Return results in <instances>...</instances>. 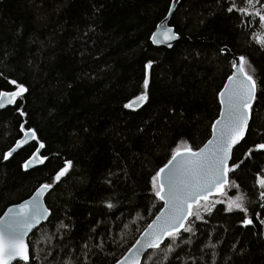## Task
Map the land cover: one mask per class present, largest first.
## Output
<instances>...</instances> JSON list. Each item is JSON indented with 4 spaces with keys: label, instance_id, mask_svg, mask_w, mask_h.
I'll return each instance as SVG.
<instances>
[{
    "label": "trees",
    "instance_id": "obj_1",
    "mask_svg": "<svg viewBox=\"0 0 264 264\" xmlns=\"http://www.w3.org/2000/svg\"><path fill=\"white\" fill-rule=\"evenodd\" d=\"M172 1L0 0V74L28 90L0 111V216L40 185H52L45 197L50 219L29 237L30 264L120 260L163 206L151 176L180 143L195 150L211 137L218 93L239 56L258 88L248 131L230 162L243 160L229 173L236 186L199 202L203 219L191 221L194 235L182 232L186 243L169 259L264 264V199L255 183L264 175V151L243 155L264 143V48L252 38L254 32L264 38V29L229 13L233 0H180L169 25L181 39L172 48L156 47L150 37ZM234 2L252 11L244 0ZM0 88L11 86L0 77ZM141 93L147 100L140 107H123ZM21 124L36 132L48 157L32 170L24 164L36 141L7 160L2 155L23 136ZM64 161H71L69 171L53 182ZM241 195L253 221L248 226L241 224L244 213L224 210ZM168 243L147 255L158 261Z\"/></svg>",
    "mask_w": 264,
    "mask_h": 264
},
{
    "label": "snow or ice",
    "instance_id": "obj_2",
    "mask_svg": "<svg viewBox=\"0 0 264 264\" xmlns=\"http://www.w3.org/2000/svg\"><path fill=\"white\" fill-rule=\"evenodd\" d=\"M244 2L252 8V11L245 7H237L234 0L226 10L229 13L237 12L241 17V23L247 22L249 27L256 23L261 29H264V2L261 0H244ZM168 11H172L171 7ZM245 17L248 18L247 21L244 20ZM156 27L160 31L152 33L150 39L153 44L159 42L157 36L160 35L166 36L168 41L176 38L172 28L161 25ZM252 38L258 46L264 48V38L257 36L255 32ZM226 51V48L220 49L222 54ZM151 64L152 61H148L144 65L143 87L145 89L148 87L147 69ZM247 65L248 62L243 56L236 57L231 62L233 72L227 77V82L218 93L220 110L219 116L212 122L211 138L202 147L195 150L187 146L183 149H173L167 163L151 176V190L157 200L163 201L164 206L142 233L143 238L137 240L136 244L128 250L129 253H132L131 257L126 254L125 257L117 260L116 264H141V254L145 252V249L160 250L165 238H168L170 243L163 250V257L157 261L153 260L151 255H147L144 264H148L149 261L152 264H164L166 260L168 264H171L170 254H175V250L180 247V244L186 243L182 238V232L194 235L191 221L203 219L200 215L201 205L199 202L201 200L207 202L209 195L213 192L223 195L226 185L236 186L235 182L229 181V173L235 172L243 164V160L230 163L231 153L234 146H237L245 138L258 88L257 80L246 71ZM0 77L8 86H11L10 90L0 88V109H4L9 105L16 104L17 100L22 99L28 90L15 79H10L2 74ZM146 100L147 95L141 93L129 103H125L123 107L135 109ZM16 111L21 117L25 115L19 107L16 108ZM20 132L23 133V136L2 154L3 159H9L13 153L30 141H36L37 147L25 162L24 167L43 164L48 159L40 152L45 147L44 143L37 139L33 129H26L24 124L20 125ZM258 150L264 151V143L255 144L243 155L250 157ZM70 165L71 161H64L63 167L56 172L53 182L59 181L69 171ZM261 173H264V169L261 170ZM255 183L260 189L259 197L264 199V175L258 173ZM51 187V184L40 185L33 201L17 205L0 217V264H30L29 244L26 243L25 237L34 226L39 225L48 216L49 210L40 205L39 198ZM106 206L113 207L111 203ZM261 207L264 208V204ZM207 210L210 212L211 208L209 207ZM224 210L244 213L241 221L243 226L253 223L248 218V209L242 195L230 199ZM261 223L264 224V220ZM61 227L66 226L61 225ZM211 247L215 248V245ZM213 256H215L214 252ZM177 259H179L178 254Z\"/></svg>",
    "mask_w": 264,
    "mask_h": 264
},
{
    "label": "water",
    "instance_id": "obj_3",
    "mask_svg": "<svg viewBox=\"0 0 264 264\" xmlns=\"http://www.w3.org/2000/svg\"><path fill=\"white\" fill-rule=\"evenodd\" d=\"M179 2H180V0H173L172 1V3H171V9H172V11L171 12H168V14H167V16L158 24V25H161V26H163V27H170V28H172V30H173V32L176 34V38H174V39H172L171 41H168L167 40V37L166 36H163V35H160V36H157V40L159 41L158 43H156V44H154L156 47H167V48H172L180 39H181V36L180 35H178L176 32H175V30H174V28L172 27V26H170L169 25V22H170V20H171V16H172V14H173V12L176 10V8H177V6H178V4H179ZM160 31V29H158L157 27H156V29L154 30V32H159ZM227 51H228V49H227ZM234 58H236V57H234ZM233 72V71H232ZM226 82H227V80H226ZM225 82V83H226ZM224 87V86H223ZM142 104H140L139 105V107L141 106ZM10 106H13V105H9V106H7L6 108H8V107H10ZM6 108H4V109H6ZM136 108H138V107H136ZM4 109H0V111H2V110H4ZM250 116H251V114H250ZM250 121H251V118H250ZM250 121H249V125H250ZM249 128V127H248ZM247 131H248V129H247ZM247 133V132H246ZM211 136H212V134H211ZM246 136V135H245ZM211 138V137H210ZM209 138V139H210ZM208 139V140H209ZM207 140V141H208ZM206 141V142H207ZM32 141H30L28 144H30ZM205 142V143H206ZM242 142V141H241ZM240 142V143H241ZM204 143V144H205ZM240 143L237 145V146H234V148H233V151H232V153H231V159H232V155H233V152H234V150H235V148H237L239 145H240ZM28 144H26V145H24L23 147H25V146H27ZM22 147V148H23ZM21 148V149H22ZM21 149H18L16 152H18L19 150H21ZM42 150V149H41ZM41 150H40V152H41ZM15 152V153H16ZM15 153H13V155L15 154ZM12 155V156H13ZM11 156V157H12ZM11 157H9V158H11ZM29 159V158H28ZM27 159V160H28ZM26 160V161H27ZM230 162H231V160H230ZM44 164V163H43ZM43 164H33V165H31L30 167H27V168H25L26 170H32V169H35V168H37V167H40V166H42ZM40 187V186H39ZM39 187H37L36 189H35V191L33 192V194L30 196V197H28L27 199H25V200H23V201H21V202H19V203H16V204H12V205H10L9 207H7L6 208V210L4 211V213L0 216V217H2V216H4V214H5V212H7L9 209H13V208H15V206H17V205H20V204H22V203H24V202H26V201H28V202H31V201H33L34 200V198H35V193H36V190L39 188ZM51 189V188H50ZM50 189H48L47 191H45L42 195H41V197L39 198V203H40V205L43 207V208H47L48 210H49V208L47 207V205H46V201H45V197H46V195H47V193L50 191ZM217 195H219V193H217V192H213L212 194H210L209 195V197L208 198H210V197H212V196H217ZM163 202V201H162ZM163 206H164V204H163ZM162 206V207H163ZM159 213V212H158ZM157 213V214H158ZM156 214V215H157ZM156 215H155V217H156ZM155 217L152 219V221L150 222V223H152L153 222V220L155 219ZM50 219V210H49V214H48V216L44 219V220H42L41 221V223L39 224V225H36V226H34L29 232H28V235L25 237V241H26V243H28L29 244V237L36 231V230H38L39 229V227L41 226V225H43L44 223H46L48 220ZM149 223V224H150ZM148 224V225H149ZM147 225V226H148ZM147 226H146V228H147ZM145 228V229H146ZM144 229V230H145ZM144 230L142 231V233H144ZM142 233L140 234V236L138 237V239L137 240H141L143 237H142ZM166 239L167 238H165V240L162 242V244L166 241ZM136 240V241H137ZM136 244V242L134 243V245ZM161 244V245H162ZM133 247V246H132ZM131 247V248H132ZM130 248V249H131ZM152 249H145V252L144 253H142L141 254V264H142V261H143V259H144V257L146 256V254H148L150 251H151ZM133 251H135L134 249H133ZM29 252H30V247H29ZM129 257H131V255H132V253H129V251H127V253H126ZM125 254V255H126ZM125 255L123 256V257H125ZM122 257V258H123ZM116 264V263H115Z\"/></svg>",
    "mask_w": 264,
    "mask_h": 264
},
{
    "label": "rangeland",
    "instance_id": "obj_4",
    "mask_svg": "<svg viewBox=\"0 0 264 264\" xmlns=\"http://www.w3.org/2000/svg\"><path fill=\"white\" fill-rule=\"evenodd\" d=\"M185 146H187V147H188V145H187V144H185V143H180V144L178 145V147H177V148L183 149ZM221 199H222V198H221Z\"/></svg>",
    "mask_w": 264,
    "mask_h": 264
},
{
    "label": "bare ground",
    "instance_id": "obj_5",
    "mask_svg": "<svg viewBox=\"0 0 264 264\" xmlns=\"http://www.w3.org/2000/svg\"><path fill=\"white\" fill-rule=\"evenodd\" d=\"M41 226H42V225H41ZM41 226H40V227H41ZM29 247H30V246H29ZM146 255H147V254H146ZM144 258H145V257H144Z\"/></svg>",
    "mask_w": 264,
    "mask_h": 264
}]
</instances>
